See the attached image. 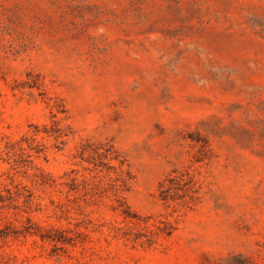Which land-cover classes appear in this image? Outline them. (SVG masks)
<instances>
[{"label":"rangeland","instance_id":"374dc122","mask_svg":"<svg viewBox=\"0 0 264 264\" xmlns=\"http://www.w3.org/2000/svg\"><path fill=\"white\" fill-rule=\"evenodd\" d=\"M0 264H264V0H0Z\"/></svg>","mask_w":264,"mask_h":264},{"label":"trees","instance_id":"16d2710c","mask_svg":"<svg viewBox=\"0 0 264 264\" xmlns=\"http://www.w3.org/2000/svg\"><path fill=\"white\" fill-rule=\"evenodd\" d=\"M42 237H44V236H42Z\"/></svg>","mask_w":264,"mask_h":264}]
</instances>
